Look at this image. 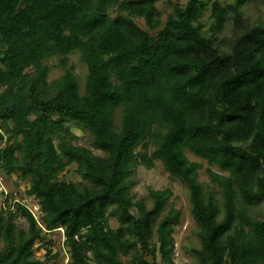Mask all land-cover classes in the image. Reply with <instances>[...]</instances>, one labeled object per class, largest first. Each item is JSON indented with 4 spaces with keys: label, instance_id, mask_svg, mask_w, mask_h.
I'll return each instance as SVG.
<instances>
[{
    "label": "trees",
    "instance_id": "1",
    "mask_svg": "<svg viewBox=\"0 0 264 264\" xmlns=\"http://www.w3.org/2000/svg\"><path fill=\"white\" fill-rule=\"evenodd\" d=\"M255 1L0 0V176L27 183L0 190V264L57 260L59 230L67 264H176L173 192L149 191L148 207L131 190L157 164L187 193L193 264H264L252 213L264 206V22L244 16Z\"/></svg>",
    "mask_w": 264,
    "mask_h": 264
},
{
    "label": "rangeland",
    "instance_id": "2",
    "mask_svg": "<svg viewBox=\"0 0 264 264\" xmlns=\"http://www.w3.org/2000/svg\"><path fill=\"white\" fill-rule=\"evenodd\" d=\"M170 1L173 4L179 3L181 6H184L187 2V0ZM219 1L223 4H233L235 2V0ZM210 16V13H206L203 18L205 23L208 25V28L211 22ZM244 16L250 24L264 22V0H256L255 3L244 7ZM224 35H229L227 29ZM73 62L77 67V75L80 79V84L82 86L85 70L78 63L77 59H73ZM50 65L51 67H53L55 63L51 62ZM57 76H59V71L53 69L50 80L56 78ZM96 154L100 155L99 153ZM188 158L191 162L199 163L202 165V169L199 171V182L204 186L210 185V179L206 172L208 168L206 163L191 154H188ZM212 171L220 173L218 170L215 169H212ZM220 174L225 175L223 173ZM63 178L65 179V177ZM66 180L75 182L78 179L73 175V173H70L66 176ZM15 184H19L18 191H16L15 193H20L24 195L27 189L26 182L21 181L20 178L17 176H14L12 179L0 176V190L5 191V193L9 194L10 192H13L15 189ZM167 189L173 192L171 201H173L175 203L176 208L182 212L180 224H178L175 228L176 233L173 256L174 262L176 264H193V260L189 257L186 251L188 248L190 249L192 247H198V243L194 236L196 228L190 216V208L185 189L180 185V183L175 180H172L167 174V172L159 164H157L156 168L151 171H147L143 167H140L136 173L135 184L131 186L132 193L137 197L138 200H143L148 207L151 206L149 191H165ZM24 203L31 210L33 215L37 217V215L39 214V207L36 201L33 199L24 198ZM252 213L260 218H264V206L262 208L257 209V211H252ZM110 223L112 229H116L118 227V224L114 219H112ZM20 224L23 228L27 227L24 221H21ZM48 242H50L52 247L51 257H53L57 253H60V256L57 260L44 264H67L69 260V255L66 253V249L63 245V231H57L55 234L49 237ZM1 247L2 245H0V249ZM36 256L41 261L46 259L45 252L43 251L36 252ZM124 261H126V259Z\"/></svg>",
    "mask_w": 264,
    "mask_h": 264
}]
</instances>
